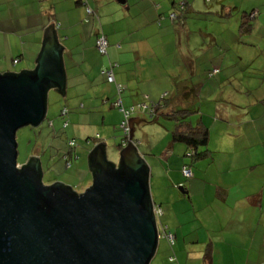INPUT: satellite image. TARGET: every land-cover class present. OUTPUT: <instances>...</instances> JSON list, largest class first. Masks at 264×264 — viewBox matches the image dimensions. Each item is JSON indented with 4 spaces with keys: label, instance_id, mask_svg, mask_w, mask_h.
<instances>
[{
    "label": "crops",
    "instance_id": "obj_1",
    "mask_svg": "<svg viewBox=\"0 0 264 264\" xmlns=\"http://www.w3.org/2000/svg\"><path fill=\"white\" fill-rule=\"evenodd\" d=\"M44 1L50 3L48 9L41 5ZM181 1L187 3V10L182 15L178 13L181 18L178 16L179 19L173 21L170 14ZM202 1L88 0L93 14L87 16L86 6L79 0H0V74L34 70L45 30L54 25L64 49L67 82L64 97L67 100L62 110H68L69 120L76 116L80 120L102 116V131L97 132L101 136H113V128L123 119L122 113L112 107L117 83L124 88L122 101L126 108L159 103L166 96L165 111L160 117L177 111L193 110L194 115L201 112L197 123L192 122L194 115L188 120L209 131L208 144L198 150L206 153L205 156L190 159L193 177L187 179L182 173L187 162L175 150L176 144L182 143L172 137L170 147L162 153L172 170L166 180L158 178L164 188L156 189L158 195L154 203L162 209L166 205V212L174 213L176 222H173L175 230L172 232L178 243L185 224L180 215L186 212L180 210V206L189 195L194 204L192 188L198 184L205 186V194L207 188L216 189L214 204L223 210L221 223L245 229L260 222L258 229L262 224L264 232V77L257 83L237 81L234 77L239 68L244 74L264 72V0H252L250 6L241 5L238 0H216L214 3V0H204L210 6ZM239 10H244L243 17L234 20ZM254 11L258 12L256 18L249 22L250 26H243L247 21L243 18ZM119 22L121 26H117ZM100 34L109 42L107 58H101L96 48ZM239 37L251 50L239 48ZM247 54L251 57L250 65L246 64ZM205 57L212 68L208 71L209 77L211 72L219 70L210 77L212 90L208 87L209 92L200 80L203 64L199 62ZM239 60L241 67H238ZM110 64L117 65L116 68L112 66L116 84H109L102 73ZM224 68L228 70L226 76L221 71ZM202 95L207 98V110L197 108L204 104ZM79 105L81 111L77 109ZM141 115L136 113L131 119L143 120ZM143 122H133V138ZM91 141L95 146L104 143L98 139ZM105 147L107 149V145ZM150 154L155 156L153 150ZM39 161L41 163L42 159ZM66 170L72 173V167ZM76 173H81L80 168ZM87 173L83 171L82 182L90 187L92 179ZM63 174L58 173L56 180L63 182ZM209 176L214 185L209 183ZM169 182L173 189L179 187L182 195L168 191L173 200L165 203L160 192L169 188ZM70 184H74L73 181ZM221 238L220 244H224L225 236L221 234ZM218 244H205L204 250L199 251L204 254L210 245L211 264L221 263V254L216 252ZM257 254L254 256L251 250L244 264H264L262 253ZM226 260L225 256L223 261Z\"/></svg>",
    "mask_w": 264,
    "mask_h": 264
},
{
    "label": "water",
    "instance_id": "obj_2",
    "mask_svg": "<svg viewBox=\"0 0 264 264\" xmlns=\"http://www.w3.org/2000/svg\"><path fill=\"white\" fill-rule=\"evenodd\" d=\"M63 51L50 25L34 70L0 74V264H150L161 231L150 168L133 143V122L144 120L129 119L119 166L105 143L93 149L83 194L43 185L37 157L18 166L17 132L44 122L51 90L66 93Z\"/></svg>",
    "mask_w": 264,
    "mask_h": 264
},
{
    "label": "rangeland",
    "instance_id": "obj_3",
    "mask_svg": "<svg viewBox=\"0 0 264 264\" xmlns=\"http://www.w3.org/2000/svg\"><path fill=\"white\" fill-rule=\"evenodd\" d=\"M216 0L213 1V3ZM241 5L250 6L252 0H238ZM204 4V0L202 1ZM212 3V4H213ZM206 5L208 3H205ZM41 5L46 6L48 9L50 7V3L44 1ZM210 6V4H208ZM244 10L237 11V14L233 17L234 20L238 18L240 20L243 17ZM244 22H250L249 18H243ZM104 23L107 21L104 19ZM253 23V22H251ZM122 22H119L117 26H121ZM171 25V23H169ZM173 26V25H171ZM236 29H239V25L236 26ZM203 32H205L203 30ZM239 48H251L247 47L244 43L245 40L239 37ZM98 51V50H97ZM101 58H107L99 53ZM211 54H209L210 56ZM207 56V57H209ZM207 57L204 59H200V64L202 63L203 72L200 73V80H203L204 84L207 85L206 91L212 90V83H210L209 70L212 69L209 66ZM202 58V57H200ZM206 59L204 63L203 60ZM249 55H246V64L250 65ZM242 66V62L239 60L238 67ZM191 67H189L190 69ZM211 71V70H210ZM222 74L224 76L227 75L228 70L226 68L221 69ZM253 75V76H252ZM207 76V77H206ZM213 75L212 77H214ZM237 81L248 82L251 81L253 83L259 82V79H263L264 72H254L244 74V72H240V68L238 69L237 76H234ZM210 87V89H208ZM175 88L173 89L174 93ZM210 95V94H209ZM207 97H211V96ZM201 98V96H199ZM113 102L117 99L116 96L113 98ZM203 105L198 106V109L203 107L205 110L208 109V106L205 105L207 103V98L205 95H202ZM65 98L60 93L51 90L48 94V111L47 117L44 122L38 126H27L21 128L17 132V144H18V166L23 167L28 164L31 157L36 155L37 158L42 159L41 167L42 169V183L45 186H52L56 183L63 184L67 186L72 181L74 184L68 185L73 189V191L77 194H83L87 189H89V184H84L83 180V171L88 172L87 174L92 179L93 183V175L88 165V157L90 152L95 148V143L92 142V139L103 140L107 145L106 154L107 160L119 166L121 160V148L122 140L124 137L123 131L119 128L120 124H116L113 128L112 135L110 138L105 136L104 134L101 136L97 130L102 131L103 119L102 116L96 117H85L82 120L79 117H75L72 120L69 118H65L62 115V107L66 106ZM81 106L77 107L78 110L81 111ZM189 106L188 108H190ZM194 107V106H193ZM193 107H191L193 109ZM118 110L116 108H113ZM61 111V115L59 116ZM119 111V110H118ZM198 114V115H197ZM194 116H192V122L197 123L201 117V112H197ZM65 115V114H64ZM136 115V114H135ZM133 115V117L135 116ZM143 120V124L138 126L136 135L133 139V143L135 144L139 154L144 155V160L146 164L150 168V188L152 199L155 201V197H157L158 193L156 192L157 188H162L158 182L159 179H164L168 177V173L172 170L166 164V160L164 161V156L162 153L165 149L170 147L172 141V131L174 129L175 123L173 121L167 120L164 116H159L156 118L151 117L149 114L141 115ZM65 118V119H64ZM65 121H67L65 123ZM152 121V122H151ZM52 122L55 123V127ZM150 122V123H147ZM69 124V127L67 128ZM67 129H61V128ZM57 132V133H56ZM73 140L76 143V154L74 155V161L72 163V173H68L69 167L67 166V162L65 160V156L69 150L68 142ZM92 142V143H91ZM177 148L175 150L179 153V157L182 160L186 161V165L190 166V159L186 160L185 157V146L182 144H176ZM180 149V150H179ZM153 150L154 157L151 156V151ZM147 154L148 156H145ZM77 158V159H76ZM202 163V162H201ZM203 166H206L204 164ZM80 168L81 173H76V169ZM197 168V167H195ZM194 168V169H195ZM66 170V171H63ZM193 169V168H192ZM191 169V170H192ZM64 172V174H63ZM74 172V173H73ZM59 174H63V182L61 180H56V176ZM209 183L213 184V178L209 176ZM167 182V181H166ZM66 183V184H65ZM214 185V184H213ZM169 188L163 189L164 191L160 192V197L166 200L172 201V194L169 195L168 191H172L177 195L181 194L179 187L173 189L172 184L167 185ZM89 187V188H88ZM187 187V186H186ZM205 186L202 184H198L193 186L192 195L194 198V204L191 201V195L186 197V201L184 204L180 206V210L184 213L180 215L181 220L185 223L183 225L182 234L180 236V242L176 241L175 246L172 248L170 243L162 236L159 240V246L155 257L152 259L150 264H204L203 258L204 254L199 253V251L204 250L205 244L213 245L215 243H219L216 247V252H220V264H244L247 254L252 250L254 256L258 255V252H261L264 257V232L262 231L263 225L261 224V228L258 229L260 222L256 226H250L245 229H240L237 226L233 225L231 227H227V223H221V219L224 218L222 215L223 210L214 204L216 199V189L214 191L207 188L206 194L204 193ZM209 201V202H207ZM158 203V202H157ZM162 203V202H161ZM160 203V204H161ZM199 204V207L196 204ZM196 206V208H195ZM166 205L163 207V212L165 211V216H162L158 220V225L160 230L162 226L167 225L171 231L175 230L173 226V222H176L175 215L173 212H166ZM227 209L225 210V212ZM179 218V217H178ZM254 221V220H250ZM181 229V228H180ZM221 234L225 236V243H221ZM227 244V245H225ZM210 246V245H209ZM206 252V251H205ZM204 252V253H205ZM178 253L180 257H178ZM227 258L226 262L223 261L224 258ZM170 257L175 259L174 263L170 262ZM182 261V263H181ZM219 262V261H218Z\"/></svg>",
    "mask_w": 264,
    "mask_h": 264
},
{
    "label": "trees",
    "instance_id": "obj_4",
    "mask_svg": "<svg viewBox=\"0 0 264 264\" xmlns=\"http://www.w3.org/2000/svg\"><path fill=\"white\" fill-rule=\"evenodd\" d=\"M207 1H210V0H207ZM79 2L81 4H83L85 7V10H86V13L88 14L87 16H90L93 14V11H92V8H90V5L88 3V0H79ZM181 3H183V9H182V6H181ZM88 9L91 10V14L88 13ZM187 10V3L184 2V1H181L180 3H176L175 5V11L173 13L177 14L180 13L181 15L184 14V12H186ZM257 13L258 12H252L250 14L247 15V17L245 18H249L250 20H253L256 18L257 16ZM178 15L180 18H181V15ZM255 14V16L253 17V15ZM179 17L173 21H177L179 19ZM170 18H171V14H170ZM250 26L249 22H246V23H243V26ZM104 35V34H103ZM98 38V37H97ZM107 38V37H106ZM97 42V40H96ZM96 48H97V45H96ZM98 50V49H97ZM99 52V51H98ZM108 55V54H107ZM106 55V56H107ZM215 71V70H214ZM211 72L210 74V77H212L213 75H216L217 73H219V70H217V73H214ZM124 90V89H123ZM117 91V90H116ZM122 93L118 94V92H116V97L117 99L112 103V107L113 108H116L118 109L122 114H123V119L121 121V124L119 126V128L123 131L122 129V124L126 121V118H125V111H128L130 110L131 108H133L134 106H131L129 108H126L125 106H121V107H117L115 104L117 103L118 99L121 98L122 100ZM166 97V96H165ZM165 97L162 99L161 102L159 103H152L155 105V109H156V113H157V117L160 116L161 112L162 111H165L164 108H165V105L163 104V102L165 101ZM114 105V106H113ZM122 105H123V101H122ZM124 107V108H122ZM136 107V106H135ZM126 108V109H125ZM128 109V110H127ZM66 110V114L64 115L63 114V111ZM125 110V111H123ZM194 111L193 110H187V111H177V112H169L165 115H162L164 116L167 120H170V121H173L175 123V126H174V130H173V133H172V137H173V140L174 141H177L179 143H182L184 144L186 147H187V151L185 152V158H189L191 160H197L198 158L202 157V156H205L206 153H203V152H198V150L202 147H205L208 142H209V131L208 129L206 128H203V127H197V126H194L192 125L188 120L189 118L194 115ZM136 114V113H135ZM133 114V115H135ZM148 113H146L145 115H147ZM61 116H64L65 118L68 117V110L67 109H63L62 110V115ZM64 118V119H65ZM153 118H156L155 116ZM67 121H65L66 123ZM53 124V122H52ZM123 134H124V137H123V140H122V144L120 145V148L122 149L123 146H124V142H126L127 140V136L125 135L124 131H123ZM70 142H74L73 140H70L68 142V147H69V150L67 152V155L69 157V160L71 161V166H72V159L74 158V152H75V149H76V143H74L75 145H71ZM71 145V146H70ZM185 167H188V165H186ZM184 168V167H183ZM190 169V168H189ZM183 170V169H182ZM192 171V170H191ZM183 173V172H182ZM185 177V176H184ZM186 178V177H185ZM188 179V178H187ZM185 190V189H184ZM162 209V207H161ZM163 211V210H162ZM163 215H164V212H163ZM162 215V216H163ZM161 216V217H162ZM160 217V218H161ZM162 227H167L168 231H171L169 229V227L167 225H164ZM172 232V231H171ZM173 233V232H172ZM174 234V233H173ZM162 235V234H161ZM162 237V236H161ZM165 238V237H164ZM176 238V237H175ZM166 239V238H165ZM167 240V239H166ZM168 241V240H167ZM169 242V241H168ZM175 244H176V241H175ZM174 244V246H175ZM171 246V244H170ZM174 246H171L172 248ZM212 251H211V247L209 246V250L207 249V251L204 253V258H203V262L204 264H211L212 260H211V257H212ZM170 262L171 263H174L175 262V259L173 257H170Z\"/></svg>",
    "mask_w": 264,
    "mask_h": 264
},
{
    "label": "built area",
    "instance_id": "obj_5",
    "mask_svg": "<svg viewBox=\"0 0 264 264\" xmlns=\"http://www.w3.org/2000/svg\"><path fill=\"white\" fill-rule=\"evenodd\" d=\"M183 5L184 4L181 3L182 9H183ZM88 13L91 14V10L90 9H88ZM254 16H255V14L253 15V17ZM177 18H178L177 14H175V13L171 14V19L172 20H175ZM96 45H97V49H98V51H99V53L101 55L106 56L108 54L109 42H108V40H107L105 35L100 34L98 36ZM109 66L110 67L108 69H105L102 73L106 77L107 81L110 84H113V83L116 84L115 74H114V70L112 69V66H114L116 68L117 65L116 64H110ZM214 73H217V70H215ZM116 88H117V92H118V94L120 96L121 92L123 91V87H122V85L116 84ZM116 106L117 107H121L122 106L121 98L118 99V101L116 103ZM135 113H142V114L148 113L151 117H154V116L157 115L156 109H155V105L152 104V103L138 105L136 107L131 108L128 111H125L126 121L122 124V129H123L125 135L127 136L126 137L127 141L124 142V146H126L128 144L129 138H130L129 119H131L132 115L135 114ZM63 114H66V110L63 111ZM70 144L71 145H75L74 142H70ZM64 158H65V160L67 162V166L70 167L71 166V161L69 160V157L65 156ZM182 172H183V175L186 178H188V179L193 177V173H192L191 169H189L188 167H184ZM155 212H156L157 219L159 220L160 217L163 215V211H162L161 207L156 206ZM160 231H161V234H162L161 236L165 237L169 241L171 246H174L175 241H176L175 235L171 231H168L167 227H162V229Z\"/></svg>",
    "mask_w": 264,
    "mask_h": 264
},
{
    "label": "bare ground",
    "instance_id": "obj_6",
    "mask_svg": "<svg viewBox=\"0 0 264 264\" xmlns=\"http://www.w3.org/2000/svg\"><path fill=\"white\" fill-rule=\"evenodd\" d=\"M14 63L17 64L18 61L16 60ZM109 84H110V83H109ZM117 84H118V83H117ZM120 85H121V84H120ZM123 89H124V88H123ZM122 92H123V91H122ZM122 100H123V99H122ZM144 103H145V102H144ZM141 104H142V103H141ZM115 105H116V104H115ZM113 106H114V105H113ZM122 106H124V105H122ZM134 107H135V106H134ZM122 108H124V107H122ZM125 109H126V108H125ZM127 110H128V109H127ZM124 111H125V110H124ZM122 115H123V114H122ZM138 115H139V114H138ZM132 117H133V115H132ZM134 117H135V116H134ZM98 145H100V144H98ZM96 146H97V145H96ZM96 146H95V147H96ZM70 167H71V166H70ZM70 167H69V168H70Z\"/></svg>",
    "mask_w": 264,
    "mask_h": 264
},
{
    "label": "clouds",
    "instance_id": "obj_7",
    "mask_svg": "<svg viewBox=\"0 0 264 264\" xmlns=\"http://www.w3.org/2000/svg\"><path fill=\"white\" fill-rule=\"evenodd\" d=\"M155 117H157V115L155 116ZM129 140H130V138H129ZM129 143V142H128ZM125 146H123V148H124Z\"/></svg>",
    "mask_w": 264,
    "mask_h": 264
}]
</instances>
